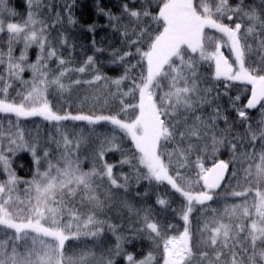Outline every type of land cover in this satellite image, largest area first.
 Returning a JSON list of instances; mask_svg holds the SVG:
<instances>
[{"label": "snow or ice", "instance_id": "1", "mask_svg": "<svg viewBox=\"0 0 264 264\" xmlns=\"http://www.w3.org/2000/svg\"><path fill=\"white\" fill-rule=\"evenodd\" d=\"M0 264H264V0H0Z\"/></svg>", "mask_w": 264, "mask_h": 264}, {"label": "trees", "instance_id": "2", "mask_svg": "<svg viewBox=\"0 0 264 264\" xmlns=\"http://www.w3.org/2000/svg\"><path fill=\"white\" fill-rule=\"evenodd\" d=\"M17 4H19L20 0H16ZM22 162H25V161H18L17 163H22ZM21 175H23V172L20 173Z\"/></svg>", "mask_w": 264, "mask_h": 264}]
</instances>
